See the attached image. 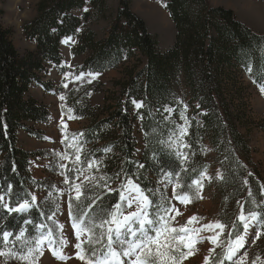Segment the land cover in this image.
Instances as JSON below:
<instances>
[{"label":"trees","instance_id":"1","mask_svg":"<svg viewBox=\"0 0 264 264\" xmlns=\"http://www.w3.org/2000/svg\"><path fill=\"white\" fill-rule=\"evenodd\" d=\"M119 1L108 37L98 40L96 33L87 29L85 23L95 14L106 16L109 10L107 0H91V11L82 16L72 12L83 9L85 0H43L38 7V17L24 27L27 38L36 41L37 45L35 52L25 55H20L15 48L11 31L0 24V186L11 184L16 196L32 194L36 183L29 172L31 155L18 146V132L31 133L29 123H41L46 118L44 106L29 96L30 88L34 83H40L50 90L38 73L45 72L48 63L61 67L60 48L64 40L78 39L72 50L75 55L88 54L83 65L85 71L103 72L117 69L121 64L125 66L124 78L116 83L119 90L115 104L102 109L105 116L99 120L92 114L93 110L89 115L81 113L89 119L83 140L94 143L95 147L91 154L84 153L83 159L88 156L99 158L106 178L91 188L89 186L81 199V208L89 215L101 213L102 209L107 211L118 202L120 189L109 191L104 187L105 183L111 186L118 179L122 184L133 179L149 190L153 205H167L166 196L152 195L153 183L149 175L162 179L164 173L171 170V182H177L178 172L181 184L197 178L202 170L201 161L196 159L199 154L197 140L202 134L210 133L211 141L218 146L217 139L222 141L226 136L220 112L231 120L225 96L235 81L229 68L248 62L250 57L255 60L250 63L255 74L264 65L263 59H259L264 55V36L253 34L232 11L212 7L208 0H167V9L177 31L174 45L167 52L158 49V43L144 21L131 11V0ZM133 60L135 62L131 64ZM182 77L191 90L192 102L207 112L205 116L201 115L204 127L190 131V150L183 151L192 162L190 164L183 162L182 156L169 147L168 138L172 136L174 125L167 122L170 113L165 110L173 106V92ZM137 103L143 106L132 115L133 104ZM138 118L141 119L138 131L143 132L144 142L140 158L136 155L138 145L134 137V124ZM234 137L236 144L238 139ZM108 148L111 151L106 152ZM138 163L144 167L138 168ZM230 172L229 182L233 181L231 188L236 190L234 182L245 174L240 167L234 170L230 166ZM179 191L184 189L179 188ZM97 196L101 198L97 199ZM5 197L7 200L15 198ZM76 203L73 201L74 210ZM26 219L33 223L25 224ZM41 223L48 225L44 210L39 207L31 209L26 216L8 215L0 210V233L7 229L15 235L23 227L28 229L26 235H36L40 229L34 225ZM224 264L230 263L225 261Z\"/></svg>","mask_w":264,"mask_h":264},{"label":"rangeland","instance_id":"2","mask_svg":"<svg viewBox=\"0 0 264 264\" xmlns=\"http://www.w3.org/2000/svg\"><path fill=\"white\" fill-rule=\"evenodd\" d=\"M42 1L0 0V24L11 31V40L20 55L36 51V41L27 38L24 27L38 17V7ZM107 1L109 10L106 16L102 17L98 13L94 15L92 20H87L85 23L87 29L96 33L98 40L108 37L120 5L119 0ZM208 1L212 7L232 11L236 19L249 28L253 34L264 36V0ZM167 3V0H131V11L144 21L150 35L155 37L158 49L161 52H167L173 47L177 33L175 24L171 20L167 9ZM90 5L91 0H85L83 9L73 11L72 14L82 16L86 11H91ZM85 9L87 10L85 11ZM66 40L67 42H65ZM66 40L62 42L60 48L63 58L61 67L48 63L46 71L38 73L41 81L47 83L50 90H46L40 83H34L30 88L29 96L39 105L44 106L46 118L41 123H29L32 132L28 133L20 130L17 137L18 146L31 155L29 172L36 182L32 194L37 197V205L40 210H44V216L48 223L46 228L37 230V232L47 231L48 228H51L53 235L58 237L60 233L57 232V224L53 223V220L58 221L59 224L64 226L63 236L69 242L68 246L64 248V253L72 257L66 262L59 261L45 246L44 254L39 257L38 264H85L84 261L75 258L77 250L74 248V244L77 241L71 227L67 204L68 193L66 189L69 185L64 183V176L60 174L59 169L56 167L59 159L57 154L69 153L74 158L75 148L78 146L81 149L82 160L84 153L86 155L91 154V150L95 148L94 143L89 144L83 140V135H80L84 132L85 127L89 125V119L82 116L81 113L89 115V111L93 110L92 114L97 115L99 120L102 119L105 116L102 109L110 104H115L116 94L119 90L116 83L124 78L123 71H125L124 64H121L117 69H107L100 72L101 74L96 78L86 76L82 80H76V76L81 72L94 71L83 70L84 61H86L88 54L75 55L73 53L72 47L77 45L78 39L70 37ZM259 59H263L262 63L264 64V55H260ZM248 60V62L238 64L235 68L230 67L228 70L232 73L235 82L225 96L231 120L229 117L226 118L223 113L220 112L219 114L220 122L226 133L225 139H222V141L217 139L218 146L211 141L210 133L202 134L197 140L199 154L196 159L202 163V170L198 177L206 171L207 176L212 178L211 181L205 179L203 182V198L195 197L186 206L180 204L173 198L175 182L149 175V179L153 183L150 188L152 195L158 198L166 196L167 200L176 205L182 213V215L175 217L173 226L186 224L188 218L193 215L200 218V220L199 223L194 221L190 227L199 228L201 225L211 222H220L227 225L223 234L219 237L220 247H216L215 251L210 253L209 249L213 245L206 237L212 235V233L201 232L199 236L203 239L202 242L195 245L197 251L194 255L184 259L181 264H205V257H208L207 264H216L217 261L223 259L229 234L231 233V238L234 239L237 231H243L238 220L241 206H243L245 215L253 211L264 214V94L260 92V83L262 82L260 79L264 78V65L258 70V74H255L253 65L250 64L255 60L253 61L251 57ZM134 62V60L131 61V64ZM249 67L251 73L248 71ZM65 73L70 74L67 79ZM89 79H91V83H88ZM65 83L68 84L67 88L63 86ZM61 95L65 97L63 101L59 99ZM173 99V106L166 107V109L172 110L166 120L174 125L172 136L168 138L169 147L177 154L185 156L183 151L191 148L188 140L190 131L204 127V118L201 115L205 116L207 112L200 109L199 104L192 102L191 90L188 89L183 77L179 79V83L174 89ZM133 105L134 109L131 113L136 115L137 110L142 107L138 108L135 104ZM185 105L187 106L186 110ZM69 109L71 114L76 117L75 119L68 118ZM62 112L64 113L63 117ZM181 112H184V116L187 118V125L185 120L180 117ZM61 118L67 125L63 131H61L60 125ZM140 123L141 119L138 118L134 124L135 126L133 125L135 129L134 137L138 145L136 154L138 158H140V154L144 149L143 132L138 131ZM181 126L187 127V135L183 137L179 136ZM207 131L210 132L211 130ZM221 132L224 133L222 130ZM73 136L76 137L78 143L68 147ZM234 136L238 139L236 144ZM45 137L50 139H45ZM185 142L190 147H184L183 143ZM182 161L186 164L192 163L189 162L188 158H182ZM60 163L66 164L68 168L73 167L68 160H62ZM102 165L100 160L99 171L93 166L85 173V175L96 177V180L95 182L89 180L83 183L81 199L89 186L91 188V185L103 181L100 180V177L104 176ZM230 166L234 170L236 167H240L245 174L244 176L242 174L234 182L236 190L231 188L234 185L231 186L233 181L229 182ZM69 173L68 175L71 177L72 173ZM82 180L83 177L77 180L76 183H81ZM131 180L136 183L133 179ZM121 184V179H118L110 187L115 191L117 189L121 191ZM60 190H65L63 196L59 194ZM176 193H180L179 188H176ZM5 200H7L6 197ZM57 205L59 211L56 210ZM162 205L167 206L168 204L163 203ZM121 208L125 211V214L136 210L135 204L132 208H125L122 203ZM152 209L155 212V205ZM53 213H55L54 216ZM172 215L175 216V213H172ZM49 216H53V220L48 219ZM233 225H235V230ZM255 231V228L250 229L247 237L249 243L245 245L244 249L240 250L241 253L247 252L246 264H264V234L258 240L252 242ZM13 238L14 236L9 238L6 247L0 244V250L25 253L27 247L22 248L19 241L13 244ZM83 247L87 250L86 254H90L93 248H99L101 245L89 246L88 243H85ZM181 250L187 251L183 246H181ZM257 257H260V260H257ZM225 261L230 263L228 260L223 259V264ZM0 264H28V262L10 255L7 258L0 257Z\"/></svg>","mask_w":264,"mask_h":264},{"label":"snow or ice","instance_id":"3","mask_svg":"<svg viewBox=\"0 0 264 264\" xmlns=\"http://www.w3.org/2000/svg\"><path fill=\"white\" fill-rule=\"evenodd\" d=\"M248 71L251 73L250 67ZM100 74L99 71L81 72L76 76V80H82L86 76L96 78ZM64 75L67 79L70 74L65 73ZM88 83H91V79L88 80ZM63 86L67 88L68 84L65 83ZM260 92L264 94V81L260 83ZM59 99L63 101L65 97L61 95ZM133 103L136 102L134 101ZM136 106L139 108L143 105L142 103H137ZM186 109L187 106L185 105ZM166 110L169 112L172 111L171 109ZM61 115L63 117L64 113L62 112ZM180 117L185 120V124L187 125V118L184 116V112L180 113ZM68 118H76L71 114L70 109L68 111ZM60 125L61 131L67 127L63 118H61ZM80 135H83V133ZM184 135H187V127L181 126L179 136L183 137ZM45 139L50 138L45 137ZM77 143L76 137L73 136L68 147H72L73 144ZM183 146L190 147L186 142L183 143ZM80 150L79 146L75 148L74 158L69 153L57 154L59 159L56 165L60 174L64 176V183L69 185L66 189L68 193L67 204L71 227L74 230L77 241L74 244V248L77 250L75 258L84 261L85 264H181L184 259L194 255L197 251L195 245L202 242L203 239L199 236L201 232L212 233V235L206 237L211 245H213L209 249L210 253L214 252L216 247L221 246L219 244V237L223 234L227 225L220 222H211L201 225L199 228L190 227L194 221L199 223L200 220V218L193 215L188 218L186 224L173 226L175 217L182 215L176 205L172 204L169 200L167 206L156 204V210L153 212L154 202L147 194L149 190L142 188L131 179H128L126 183L120 185L121 191L119 192V200L117 203L112 205L107 211L102 209L101 213L89 215L87 210L81 208L82 185L89 180L95 182L96 177L85 175V173L87 170L93 168V166L99 171L100 160L94 156H88L82 160ZM105 151L109 152L111 148L105 149ZM180 155L182 156V154ZM182 158L187 159L186 156H182ZM62 160H68L72 163L73 167L68 168L66 164L60 163ZM49 166L51 167V165ZM137 167L143 168L144 165L138 163ZM161 171L164 172V169L161 168ZM69 172L72 173L71 177L68 175ZM172 176V171L168 170L164 173L163 178H167L171 182ZM81 177H83L81 183H76ZM116 178H119V173L116 174ZM105 179L104 176L100 177V180ZM176 179L177 182L173 187V198L180 204L186 206L195 197L203 198V182L205 179L211 181L212 178L207 176L205 171L200 177L194 178L186 184L179 183L178 172L176 173ZM104 187L109 191H115L107 183L104 184ZM176 188H183L184 191L177 194ZM64 191L60 190L59 194L63 196ZM5 196H13L15 198L5 200ZM90 196L91 193H89ZM96 198L99 199L101 197L97 196ZM73 201L77 202L75 210ZM93 203H95V200H93ZM122 203L125 208H132L135 204L136 210L125 214V211L121 208ZM36 207L38 205L35 195L25 193L23 197H19L13 193L11 184L0 186V210L5 211L8 215L16 213L26 216L31 209ZM56 210L59 211L58 205ZM172 213H175V216ZM54 215L55 213H53ZM53 216H49L48 219L53 220ZM238 220L243 231H237L234 239L231 238V233L229 234L228 245L223 256V259L228 260L230 264H246L247 252L241 253L240 250L244 249L245 245L249 243L247 237L249 236L251 228L256 229L255 234L252 236V242L258 240L264 234V214L253 211L245 215L243 206H241V213ZM24 223L32 224L33 221L26 219ZM53 223L57 224V232L60 233L58 237L53 235L51 228H48L47 231H38L36 235H26L28 229L23 227L15 235L12 231L7 229L3 230L0 233V244L6 247L9 238L14 235L12 243L14 244L19 241L22 248L27 247V251L25 253H15L0 250V257L7 258L11 255L17 259L27 261L28 264H38L39 257L44 254L45 246H47V249L59 261L66 262L71 259V256L64 253V248L69 243L63 236L64 226L55 220H53ZM34 227L36 229H44L47 226L41 223L34 225ZM233 229L235 230V225H233ZM85 243H88L89 246L101 245V247L93 248L90 254H86L87 250L83 247ZM181 246L187 249V251H182ZM223 259L217 261L216 264H223ZM256 259L260 260V257ZM207 261L208 257H205V264H207Z\"/></svg>","mask_w":264,"mask_h":264}]
</instances>
